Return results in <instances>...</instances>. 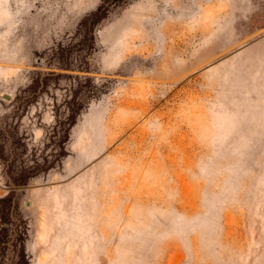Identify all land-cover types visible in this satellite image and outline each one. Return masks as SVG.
<instances>
[{
	"label": "rangeland",
	"instance_id": "obj_1",
	"mask_svg": "<svg viewBox=\"0 0 264 264\" xmlns=\"http://www.w3.org/2000/svg\"><path fill=\"white\" fill-rule=\"evenodd\" d=\"M0 0V264H264V0Z\"/></svg>",
	"mask_w": 264,
	"mask_h": 264
},
{
	"label": "trees",
	"instance_id": "obj_2",
	"mask_svg": "<svg viewBox=\"0 0 264 264\" xmlns=\"http://www.w3.org/2000/svg\"><path fill=\"white\" fill-rule=\"evenodd\" d=\"M116 3L117 2V0H103V3L95 10V12L91 15V18H96V19H98V18H100V17H102V16H100V15H103V13L105 12V10H106V6H105V4H108V3Z\"/></svg>",
	"mask_w": 264,
	"mask_h": 264
}]
</instances>
